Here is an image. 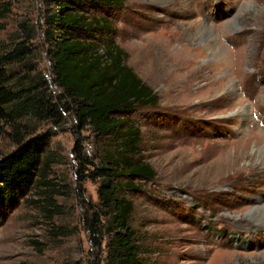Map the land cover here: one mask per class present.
<instances>
[{
  "label": "rangeland",
  "instance_id": "1",
  "mask_svg": "<svg viewBox=\"0 0 264 264\" xmlns=\"http://www.w3.org/2000/svg\"><path fill=\"white\" fill-rule=\"evenodd\" d=\"M123 1L109 13L114 40L158 96L156 106L128 115L141 131L140 157L155 170L136 181L141 190L123 191L134 204L140 256L149 264H264V0ZM4 2L0 43L35 34L41 1ZM41 67L48 76L46 57ZM72 124L37 129L55 132L48 177L62 185V214L41 209L32 190L0 220V264H103L80 220L74 146L96 162L109 142ZM8 132L1 122L0 158L16 147ZM79 185L97 202V182Z\"/></svg>",
  "mask_w": 264,
  "mask_h": 264
},
{
  "label": "trees",
  "instance_id": "2",
  "mask_svg": "<svg viewBox=\"0 0 264 264\" xmlns=\"http://www.w3.org/2000/svg\"><path fill=\"white\" fill-rule=\"evenodd\" d=\"M40 1L36 33L26 29L22 40L0 43V123L6 122L16 145L0 158V220L32 190L41 209L62 214L57 201L62 185L48 177L55 132L37 129L70 119L77 129L89 128L109 142L96 162L78 142L74 146L80 159L75 174L80 220L90 246L103 255V264H149L140 256L141 238L132 225L134 204L123 191L141 190L137 180L155 177L140 157V128L128 115L135 107L156 106L158 96L125 62L126 52L114 40L109 13L122 9L124 1ZM9 10L0 0V19ZM85 178L97 182L95 203L83 198L79 183Z\"/></svg>",
  "mask_w": 264,
  "mask_h": 264
},
{
  "label": "bare ground",
  "instance_id": "3",
  "mask_svg": "<svg viewBox=\"0 0 264 264\" xmlns=\"http://www.w3.org/2000/svg\"><path fill=\"white\" fill-rule=\"evenodd\" d=\"M263 224H264V223H263ZM257 226H262V223H260V222H259V223H257Z\"/></svg>",
  "mask_w": 264,
  "mask_h": 264
}]
</instances>
